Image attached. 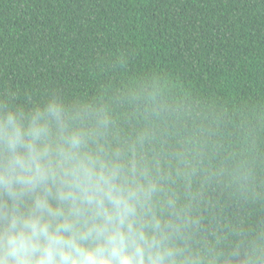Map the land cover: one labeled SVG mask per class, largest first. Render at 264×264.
Instances as JSON below:
<instances>
[{"label":"clouds","instance_id":"obj_1","mask_svg":"<svg viewBox=\"0 0 264 264\" xmlns=\"http://www.w3.org/2000/svg\"><path fill=\"white\" fill-rule=\"evenodd\" d=\"M107 66L0 83V264H264V95Z\"/></svg>","mask_w":264,"mask_h":264},{"label":"trees","instance_id":"obj_2","mask_svg":"<svg viewBox=\"0 0 264 264\" xmlns=\"http://www.w3.org/2000/svg\"><path fill=\"white\" fill-rule=\"evenodd\" d=\"M119 52L206 94L264 95V0H0V83L91 90Z\"/></svg>","mask_w":264,"mask_h":264}]
</instances>
